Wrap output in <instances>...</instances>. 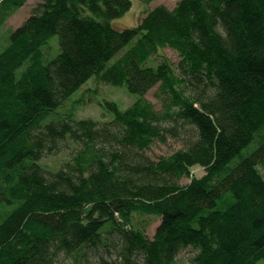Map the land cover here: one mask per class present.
Listing matches in <instances>:
<instances>
[{
  "label": "trees",
  "instance_id": "trees-1",
  "mask_svg": "<svg viewBox=\"0 0 264 264\" xmlns=\"http://www.w3.org/2000/svg\"><path fill=\"white\" fill-rule=\"evenodd\" d=\"M28 2L0 0V29ZM131 8L40 0L11 32L0 54V264L264 259V0H181L119 30ZM94 80L134 102L90 88L110 118L65 109ZM156 88L159 109L146 97ZM169 139L183 148L149 156Z\"/></svg>",
  "mask_w": 264,
  "mask_h": 264
},
{
  "label": "rangeland",
  "instance_id": "rangeland-1",
  "mask_svg": "<svg viewBox=\"0 0 264 264\" xmlns=\"http://www.w3.org/2000/svg\"><path fill=\"white\" fill-rule=\"evenodd\" d=\"M40 0H29L25 7L20 9L14 16L11 18L1 29H0V54L4 51L6 46L10 43L9 36L11 32L15 31L18 27H20L28 18L31 13L32 7H35ZM132 1V8L129 12L123 16L121 19H117L113 21V24L119 29L124 30L126 28H131L137 26L141 23V20L148 15L150 10L155 9L157 6H166L169 9H174L178 2L181 0H131ZM57 38L54 39V41ZM161 54V51H160ZM162 54L167 59H171L174 64H179V55L175 51L170 48L164 49ZM97 89L100 93V101L104 99L102 97H107L111 99L121 106V108H126L127 106L131 105L134 102V98L130 96L123 88H111L104 86L99 81L94 80V82H89L83 87L78 95L74 96L70 102L67 103L65 109H73L74 112H77L78 118H88V119H104L109 117V114L105 113L102 108L99 106V100H91L89 98L91 94V89ZM158 89H153L148 93L146 96L149 98L157 107L158 109L161 108L158 103V99L156 97ZM77 106V109H76ZM64 112V108L62 110ZM110 118V117H109ZM183 148V142L176 141L174 139H169L167 143L156 142L149 152V156L153 159L162 158V156L171 155L174 151ZM69 158L67 153L65 154H58L51 157H46L42 164L49 169H57L58 167L62 166V163L65 162ZM192 174L194 177H202L205 174V169H202L200 166H195L191 169ZM190 179L184 178L182 180L183 184L190 183ZM148 223V227H143L142 230L144 231L145 235L148 238L153 239L154 233L159 223V219L154 217L152 218L151 223ZM138 224V223H137ZM136 225V224H135ZM137 226V225H136ZM138 227V226H137ZM191 256L192 252L187 251L185 256ZM99 260L97 257L87 258L84 260L83 264H99ZM57 264H73L72 259H68V257L61 256L57 261ZM257 264H264V259L259 261Z\"/></svg>",
  "mask_w": 264,
  "mask_h": 264
}]
</instances>
